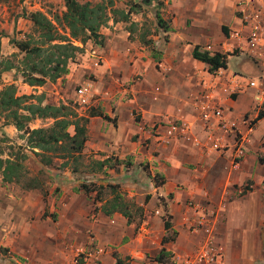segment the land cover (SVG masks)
Listing matches in <instances>:
<instances>
[{"label": "crops", "instance_id": "0c3cea01", "mask_svg": "<svg viewBox=\"0 0 264 264\" xmlns=\"http://www.w3.org/2000/svg\"><path fill=\"white\" fill-rule=\"evenodd\" d=\"M175 1L172 7L178 6L187 15L188 2L192 0ZM203 6V25L210 29L202 31L201 35L180 31V35L192 41L183 48H174L182 39L174 32V41L164 50L160 61L146 51L121 48L124 41L121 45L118 42L121 37L126 39V34L118 31L123 27L122 22H108L113 26V32L111 27H104L102 34L106 41L103 47L91 44L94 61L95 58L102 59L95 70L97 86L102 89H97L100 98L90 107L107 118H89L83 154L91 160L109 159L110 163L114 158L120 162L121 173L114 177L127 173L130 178L134 172L143 174V166L149 174L147 177L141 175L139 181L129 179L122 183L127 188V197L143 207L140 213L144 219L140 226L128 223L119 213L106 215L100 210L93 222H81V236L72 243H87L85 231L90 228L89 242L93 241L102 250L95 264H116V256L122 262L127 260V264H158L155 258L162 249L176 256L192 251L198 238L182 227V216L188 213L186 202L193 199L207 208H214V203L225 195L232 199L217 227L218 239L224 248L223 264H252L264 260L259 241L264 226V165L258 160L264 157V131L255 134L257 127L264 124V118L245 135L246 115L255 118L264 104V44L262 42L252 51L245 41L236 42L237 48L232 50L229 45L234 43L228 37L233 31L245 36L256 14L261 15L259 22L264 24V0H208ZM175 25L182 30L180 20ZM211 45H215L216 52L227 54L226 68L215 74L208 71L207 64L193 58L195 46L213 54L207 50ZM160 62L162 67H158ZM70 75L65 77L67 83ZM138 75L140 81L132 83ZM250 83L254 85L250 86ZM24 86L30 94L43 93L48 103L59 104L60 100L66 103L65 93L64 96L60 94L59 81L46 82L36 88ZM53 100L56 102H51ZM85 109L80 108L77 112L87 116L89 113ZM213 109L221 110L222 121L212 114ZM204 114H208L207 119L202 117ZM175 119L187 124L186 133L168 142L165 139L159 141L157 133L164 134L159 123ZM224 121L226 126L236 125L245 136V157L234 171H229L233 135H226L221 127H217ZM41 123L42 120L37 119L30 126H44ZM206 123L212 131L206 128ZM10 129L17 131L12 125ZM225 144L228 148L222 155L220 147ZM105 169L115 173L116 167ZM63 174L71 176L74 173L66 169ZM156 175L164 180L159 186L153 179ZM247 180L252 181L253 190L240 198L229 192L231 184L241 185ZM0 188L3 189L1 184ZM145 195L150 197L146 200ZM160 200L164 205L158 204ZM166 212L171 216L169 230H165L162 220ZM70 230L66 228L65 231L71 234L73 231ZM169 232H175V240L162 244L163 237ZM181 259H176L173 264H183ZM8 262L7 258L4 264Z\"/></svg>", "mask_w": 264, "mask_h": 264}, {"label": "rangeland", "instance_id": "374dc122", "mask_svg": "<svg viewBox=\"0 0 264 264\" xmlns=\"http://www.w3.org/2000/svg\"><path fill=\"white\" fill-rule=\"evenodd\" d=\"M82 1H89L95 4L101 0ZM207 1L208 0L189 1V9H192V11H187V15H185L176 4L174 5L177 7H172V4L176 3V1L164 0L165 5L159 11L163 19L167 21L170 26V30L164 32L157 25L158 22L155 14L158 7L157 0H154L151 6H142L138 12L131 13L130 20L135 25L130 26L129 23L122 24L123 27L118 31L121 33L124 32V34H126V39H122L121 37L118 43L121 45L123 40L124 44L121 48L130 49L132 51H146L150 53L156 61H160L164 50L169 48L170 44L174 41V39H172L174 32H176V35L179 34L180 31L189 35H201L202 31L210 29V27L203 25L205 20L203 16V12H205L203 4ZM105 2H107V0H105ZM113 2L116 8L127 11L132 4L139 2V0H113ZM64 9V0H0V61L10 59L17 66H21L20 60L23 55L11 44V40L25 41L29 40L30 36L34 38L37 36L36 33L33 32L32 22L29 19L23 18V13L41 11L52 18V16L56 14L61 15ZM219 9L220 8H218V10ZM178 20L181 22L180 27H182V30L175 25ZM106 27H111V31L113 32V26L106 25ZM103 30L104 27L101 28V33ZM59 32L61 33L62 30ZM180 37L182 39L179 40V45L174 48H183L188 43H192V41L185 39L182 35H180ZM147 42L150 44H147ZM75 44L81 46L78 43ZM87 44L88 42L84 45V52L78 54L75 60L69 63V72L67 74H71L69 83L66 82V75L59 78L60 80L57 79V81H59L62 87L60 94L64 96L65 93V102H70L78 111L80 108L76 103L75 90L82 84L90 82L92 84V94H94V98L89 105L82 108H86V112L89 113L91 109H94L90 107L94 100L100 98L97 89L101 90L102 88L100 89V86H97L95 70L98 68L97 65H101L102 59L95 58L96 61H94L90 51L92 50V45L95 46V44L92 42L88 46ZM119 44H117V47H120ZM200 44H202V42H200ZM152 47L159 52L158 56L156 55L154 57ZM212 47L211 51L216 52L217 48L215 45ZM96 56L101 57L102 55L96 54ZM135 81H140L139 75L133 78L132 83ZM9 84H14L16 86L18 95L30 94L29 89L24 86L26 83L22 81L20 71L11 70L0 74V89L2 86ZM129 85L130 83L126 86ZM52 90L55 91V88ZM101 93H104V91L102 90ZM51 102L56 101L53 100ZM60 102L62 101L60 100ZM253 119L254 117L250 116V114L245 117V120L249 124ZM42 122L41 124H44V126L51 124L50 120H42ZM253 125H251V128L254 127ZM263 131L264 124L262 122L255 130V134L259 135ZM248 132L249 131L246 130L245 135L248 134ZM16 145L25 146V143L20 138V133L15 130L11 131L10 125H7L0 115V151L2 152V158H6L7 154L12 152L11 148L16 147ZM27 154L28 158L25 160L24 164L28 170V177L39 178L43 183V191L39 189L25 190L21 187V184H5L2 180L0 181L1 187L3 188H0V264L6 263L7 258L9 259L7 264L97 263V258L95 260V258L91 257L85 261V255L80 256L81 250L85 252H93L95 250L96 244H94L93 241L89 242V239L92 237L90 228L85 231L88 238L87 243L83 245L77 244V242L74 244L72 243L75 238L78 240L81 236L79 232L81 222H86V220L93 222L97 218L101 206V203L96 201L95 192L85 193L83 188L84 185L96 189L106 184H118L124 198L130 204H133L130 208L131 222H134L137 227L141 225L142 219L144 218H142V216L140 217L139 213L143 210V207L137 205L134 199L127 197V188L123 187L122 183H125V181L129 179V181L136 182L140 179L141 175L147 177L148 172L145 166L142 168L143 174L134 172V174H130V178H127V176H129L127 173L114 177L121 173V169L118 167L120 163L114 160V158L111 159L110 164L114 165L116 170L115 173H109L107 172L109 169L97 171V166L94 163L95 160H91L84 155L83 160H81L82 165L79 168V172L70 176L68 174H63L66 168L60 167L62 160H55L52 166L45 167L38 163L37 159L29 150H27ZM223 154L224 153H222V155ZM234 170L235 168L230 164L229 171ZM228 190L234 197L240 198L247 192L253 190V184L251 180H247L241 185L233 183L228 187ZM102 191V197L108 198L109 192L105 190ZM144 191L146 192V190ZM42 192H45V195H43ZM145 196L146 200L150 197V195ZM226 196L227 195H225L222 200L214 203L213 209H209L193 199L188 200L189 202L191 201L193 205L196 204L201 208H207V212L208 210H213L208 216L207 226H197L196 230L191 227L190 224L193 223L199 215L194 214L188 207V201L186 202L185 205L188 213L182 216V227L188 234L197 236L198 241L195 248L190 252L178 256L172 252H167V254H171V256L166 258L167 262L174 263L176 259L179 258H182L181 260L183 262L189 255L194 254L197 246L202 241L211 236L214 244L220 247V264H223L224 248L218 239L217 227L223 219L227 203L232 199ZM227 198L229 200H227ZM158 204L164 205L161 200ZM155 208L156 207L153 206L154 210ZM187 216L189 221L185 218ZM170 217L171 216L167 212L163 214V223L168 218L170 221ZM205 221L207 222V220ZM66 228H69V230L71 229L73 232L67 234V231H65ZM137 230L138 229H136V231ZM173 233L169 232L166 236L171 237ZM259 241L260 244L262 243V254L264 256V226L260 232ZM127 263V260L122 262V264ZM252 264H264V260L262 262L259 260L256 262L253 261Z\"/></svg>", "mask_w": 264, "mask_h": 264}, {"label": "trees", "instance_id": "16d2710c", "mask_svg": "<svg viewBox=\"0 0 264 264\" xmlns=\"http://www.w3.org/2000/svg\"><path fill=\"white\" fill-rule=\"evenodd\" d=\"M153 2L154 0H139L125 11L116 8L113 0H107V2L101 0L95 4L82 0H64V11L61 15L56 14L52 18L41 11L23 13L22 17L32 22L33 32L37 36L36 38L30 36V39L25 41L11 40V44L23 55L20 60L21 66H17L10 59L1 60L0 74L11 70L20 71L22 81L34 88L43 86L46 82H55L68 74L69 63L73 62L78 54L84 52V45L87 42L101 47L105 45L106 38L100 30L106 27L109 21L129 23L130 26H134L135 24L130 20L131 13L138 12L142 6H151ZM164 5V0H157L158 8L155 17L157 25L164 32H168L170 26L159 11ZM60 30H62L61 33ZM147 44L150 43L147 42ZM152 51L154 57L159 55L153 47ZM193 58L207 64L210 73L226 68L227 54L225 53L210 54L207 51H200L199 46H195ZM45 99L43 93L17 95L14 84L4 85L0 89V115L7 125L15 127L25 143V146L12 147V152L7 154L6 158H2L0 151V177L5 184H21L25 190L43 191V183L39 178L28 177V170L24 164L28 158L27 150L42 166L49 167L55 160H62L61 168L69 169L72 173L79 172L81 160L84 157L83 149L87 141L89 118L92 116L107 118L93 109L87 116H81L70 102L53 104L46 102ZM262 118H264V110H259L251 123L255 124ZM37 119L50 120L51 124L31 128L30 124ZM70 128L73 129L72 132ZM258 160L264 165V157H259ZM94 163L97 171L109 167L115 168L109 163V159L95 160ZM147 176H149L148 173ZM153 179L156 186L164 181L159 175ZM83 188L87 194L95 192L96 201L101 203L100 210L104 214L119 213L127 219L128 223L131 222L130 208L133 204L124 198L118 184H106L96 189L84 185ZM102 190L109 192L108 198L102 197ZM42 193L45 195V192ZM139 216L141 217L142 214L139 213ZM164 228L165 230L171 228L169 218L164 221ZM174 233L171 237L164 236L162 244L173 242L176 235ZM169 256L171 254H167L165 249H162L155 261L158 264H173L166 261ZM115 258L116 264H122L117 256Z\"/></svg>", "mask_w": 264, "mask_h": 264}, {"label": "built area", "instance_id": "2783aa9c", "mask_svg": "<svg viewBox=\"0 0 264 264\" xmlns=\"http://www.w3.org/2000/svg\"><path fill=\"white\" fill-rule=\"evenodd\" d=\"M252 21V20H251ZM261 21V15L256 14L255 20L250 22V29L248 33L243 36L239 31H233L229 34V39L234 44L229 45V47L232 50H235L237 46L235 47V43L241 44L243 41L247 43L249 48L253 51L256 50L259 45L263 42L264 44V24L260 23ZM207 50H212L211 46L207 47ZM158 67H162L161 63L158 64ZM220 69H218L216 72H218ZM216 72L212 73L215 74ZM253 83H250V86H253ZM75 96H76V103L79 108L86 107L89 105V103L94 98V94H92V84L90 82H86L82 84L77 90H75ZM203 111L206 110V108H201ZM260 110H264V104L260 106ZM212 114L217 116L220 121L223 120L221 110H212ZM205 119L208 118V114L202 115ZM247 123V130L249 131L251 129V125H253L251 122L250 124ZM206 128L209 131H212V128L208 125V123L205 124ZM159 128H163L164 134L161 136L159 133H157L156 138L158 140H164L166 142L172 140L173 138H177L178 136H181L186 133L187 131V124L184 122L175 120H166L159 123ZM217 127H221L222 131L227 134L233 135L234 145L232 147V154H231V166L233 168L237 169L239 167L240 162L245 157V136L241 134L238 129L236 128V125L226 126L225 121L223 123H219ZM196 145L198 143L196 142ZM200 145V144H199ZM228 148V145L225 144L220 147L221 151L225 153L226 149ZM188 207L193 211L194 214L199 215L197 219L193 221V223L190 224L191 227L197 229V226L200 227H206L208 224V216L213 210H208L207 208H201L198 205H193L192 202L188 201ZM213 209V208H209ZM186 219L188 218L185 217ZM188 220V219H187ZM186 220V221H187ZM207 220V222L205 221ZM189 221V220H188ZM210 232V231H209ZM211 237V236H209ZM206 238L204 241H202L196 248L194 254L189 255L186 259L183 260V264H220V247L214 244V241L211 238ZM102 252L98 247H95V250L93 252H85L84 250H81L80 256H84V260L90 259L91 257L98 259V255Z\"/></svg>", "mask_w": 264, "mask_h": 264}]
</instances>
